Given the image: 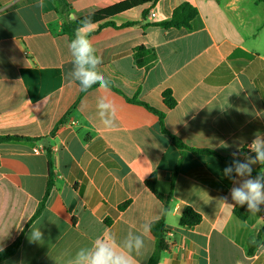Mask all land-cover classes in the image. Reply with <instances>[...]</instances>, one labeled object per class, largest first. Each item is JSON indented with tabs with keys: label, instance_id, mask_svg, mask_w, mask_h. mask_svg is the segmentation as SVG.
<instances>
[{
	"label": "crops",
	"instance_id": "crops-1",
	"mask_svg": "<svg viewBox=\"0 0 264 264\" xmlns=\"http://www.w3.org/2000/svg\"><path fill=\"white\" fill-rule=\"evenodd\" d=\"M183 3L197 10L190 27H162ZM85 18L96 26L90 38L108 92L99 85L83 92L68 75L63 26ZM139 46L156 54L148 67L137 64ZM104 95L118 109L115 129L96 114ZM257 134L264 135L263 2L0 0V137H17L0 142V252L21 239L0 264H68L96 238L120 242L162 217L168 249L159 264H264V234L249 253L264 205L237 218L230 196L237 185L223 172L230 163L189 149L231 162L239 152L243 162L255 155L246 146ZM152 176L163 200L146 185ZM49 178L55 185L31 222ZM187 207L202 216L199 225H180ZM32 225L44 234L40 242L30 238ZM144 242L136 264L156 248L150 230Z\"/></svg>",
	"mask_w": 264,
	"mask_h": 264
},
{
	"label": "clouds",
	"instance_id": "clouds-1",
	"mask_svg": "<svg viewBox=\"0 0 264 264\" xmlns=\"http://www.w3.org/2000/svg\"><path fill=\"white\" fill-rule=\"evenodd\" d=\"M95 24L89 18L81 21L80 27L75 30L72 40L68 44L72 57V69L68 73L73 82H79L80 90L87 92L93 85L108 92L110 81L99 71L103 58L96 54L90 38L95 30ZM96 114L106 129L117 127V106L107 95L101 96L96 102ZM248 149L254 156H245L243 162L239 159V152L232 153V162L223 172L233 180L234 186L230 196L234 205L247 206V211L257 214L264 205V172L252 176L253 165L264 166V135L257 134ZM227 199V198H225ZM150 230V224L144 223L139 232H128L120 242L115 238L98 237L90 247L80 248L68 264H136L135 258L142 253L145 247L144 238ZM41 228L32 225L30 238L33 242L43 239Z\"/></svg>",
	"mask_w": 264,
	"mask_h": 264
},
{
	"label": "trees",
	"instance_id": "trees-1",
	"mask_svg": "<svg viewBox=\"0 0 264 264\" xmlns=\"http://www.w3.org/2000/svg\"><path fill=\"white\" fill-rule=\"evenodd\" d=\"M60 1H62V0H60ZM157 1H159V0H131V5L136 7V6L144 5L146 3H155ZM257 1L264 3V0H257ZM146 15H147V12L145 11L144 16H146ZM196 16H197L196 8L190 3H183L174 10L172 17L168 21L161 23V26L164 28H167V29L190 27L191 22L193 21V19H195ZM82 20H84V19L72 21V22H69L63 26V32L68 36L69 41L72 40L74 33H75V30L78 27H80ZM133 24L134 23H127L123 27L130 26ZM135 57H136L137 64L139 66L148 67L155 60L156 54L153 52V50H150L149 48H146L145 46H139L135 49ZM97 86L98 85H93L92 88L97 87ZM165 98L167 99V105L169 107H173L175 105V100L171 96L170 91H167L165 93ZM159 114H160V117L162 118L163 117L162 113H159ZM61 123H62V121L59 122L58 125H60ZM58 125H57V127H58ZM57 127L55 128V130L57 129ZM14 138H17V137H12V136L0 137V142L10 140V139H14ZM174 140H175L177 147L181 151L186 147L178 139L174 138ZM189 149L195 154H207V155L217 156L219 159L226 161V162L231 164V161L229 159H227L226 157L220 155L219 153H217L213 150L196 149V148H189ZM181 162H182V159H180V161L176 167L175 173L178 172V169L181 165ZM259 173H260L259 171H256V172H254V175H258ZM54 185H55V183H54L53 179L49 178L44 199L42 200L41 204L39 205L37 212L32 217L31 222L44 209L46 199L49 196L50 191ZM146 185L158 199L163 200V196L158 191H156V189H155V176H152L150 179H148L146 181ZM128 204L129 203L126 202L123 205H121L120 208L124 209L128 206ZM234 214L240 220L245 221L250 217L251 212L247 211L246 205L243 207L236 205L234 208ZM201 221H202V216L199 213H197L196 211H194L192 208L187 207L181 215L180 225L183 227H194V226L199 225ZM150 232L157 239V244H156V248H155L153 254L151 255V257L149 258L147 264H159V262L161 260L162 253L168 249V244L164 238V236H165V219H164V217H162L159 220L151 222ZM263 234H264V225L261 227L257 237L255 239H251L249 241V253H253L254 250L260 245V239H261ZM20 240L21 239L19 238L14 244H12L8 248H6L0 252V261L10 257L11 255H13L17 251V249L20 246Z\"/></svg>",
	"mask_w": 264,
	"mask_h": 264
},
{
	"label": "built area",
	"instance_id": "built-area-1",
	"mask_svg": "<svg viewBox=\"0 0 264 264\" xmlns=\"http://www.w3.org/2000/svg\"><path fill=\"white\" fill-rule=\"evenodd\" d=\"M150 16H155V12H152L151 14H150ZM250 144V143H249ZM249 144H247V148H248V145ZM33 150L37 153V154H39L40 152H41V150H40V148L38 147V146H35L34 148H33Z\"/></svg>",
	"mask_w": 264,
	"mask_h": 264
}]
</instances>
